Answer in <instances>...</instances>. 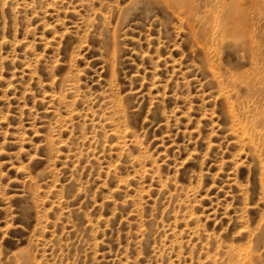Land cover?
Listing matches in <instances>:
<instances>
[{"label": "rangeland", "instance_id": "1", "mask_svg": "<svg viewBox=\"0 0 264 264\" xmlns=\"http://www.w3.org/2000/svg\"><path fill=\"white\" fill-rule=\"evenodd\" d=\"M0 264H264V0H0Z\"/></svg>", "mask_w": 264, "mask_h": 264}]
</instances>
